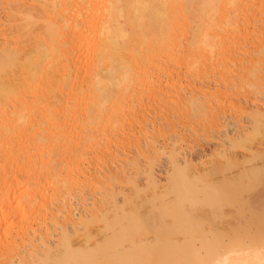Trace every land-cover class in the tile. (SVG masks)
Listing matches in <instances>:
<instances>
[{"label": "bare ground", "instance_id": "bare-ground-1", "mask_svg": "<svg viewBox=\"0 0 264 264\" xmlns=\"http://www.w3.org/2000/svg\"><path fill=\"white\" fill-rule=\"evenodd\" d=\"M182 1L183 0H0V7L2 8V11H4L5 13V19L4 20L0 19V35H1L0 37L2 40L0 44V138H2L1 135L6 130H7L6 133L9 131L8 133L12 132V134L15 135L14 133L17 132L18 127H23V128L27 127V149H26L27 199L25 201L24 206L20 204V206L18 207L19 204L16 205V208L18 207L16 210L18 211H16L17 213L15 212L17 215L16 216L17 218L15 219L10 220L11 218L10 215L13 214L12 213L13 208L11 210V207H9V205L11 204V201L13 199V195H12L13 192L12 189H14L13 186L15 185L18 186V182L16 183L17 179L16 180L14 179L13 184L11 183L12 185L10 186L7 185L6 182L0 181L1 182L0 201L1 204L3 203L2 204L3 207H0V264H261V262L264 261V240H260L258 238L260 237L259 235H262L261 229L264 228V218H263L264 211H260V210H264L263 203H260L261 201H264V199H262L263 197L258 196L259 198L256 200L255 204H252V206L251 204L249 205L251 206L248 207L250 208V215H251L249 220L244 219L245 218L244 216L242 217L239 216L243 220L237 222L238 220L235 221L234 219L233 223L228 224L226 219V223L229 226L228 230H227L228 226L227 227L225 226L226 224L222 226V224H224L225 222L224 223L222 222V224H220L221 227L217 225V227H220V229L218 230H222L221 228L226 227L225 233L227 234L225 236V234H223L224 232L221 231L224 237L220 234L221 236L220 235L219 236L222 237L221 241L219 242L220 239L219 238L218 242L215 240L216 243L215 244L213 243V245H210V243L212 244L210 240H205L203 242V245L204 244L205 245L202 248L203 245L201 243L202 245L201 249L203 252H204L203 249L207 248V250H205L206 252L204 254L202 253L203 254L202 255L199 251L201 249L197 247L198 249L196 250H198V252H196L195 250L196 246H194V249H192L191 247L193 246L192 243H191L192 245L189 242L188 243L186 242L187 244L181 243V241H179V238L177 239L173 235V233L174 234L179 233L178 235H176L177 237H179L180 233L181 235L184 234V239L185 236H187V238L193 237L191 236L192 233L190 232L191 229L193 232L194 228L190 226L191 225L190 223H186V220L188 219L189 222L191 221L189 215L192 214L190 208L192 209L193 207L191 206L187 207V205L189 204L188 202H190L191 205L192 203L195 204L198 199L196 197H192L193 196L192 191H189L187 189L188 187L184 188V190L181 187L180 188L182 189L181 192H184V194L186 193L185 196L182 195L181 200L184 203L185 201L186 202L188 201L187 205L185 204L186 205L185 207L189 208L190 214L187 213L189 215L184 216L185 214L183 213H185V211L183 212V210H181L182 211L181 213L179 209H176L175 214H173V212H170V214L174 215L175 218L172 215L166 214L167 216H171L172 219L173 218L175 219V222L172 225L175 227L172 226L168 227L167 220H164L165 222L167 221L166 222L167 224L163 223V221L156 222L155 220L156 217L155 218L152 217L151 219L150 216L147 221V219L145 218L149 215L145 216V218L143 217L146 220V221L144 220L145 221L144 222L142 221L143 213L141 212V217L139 216L140 214L138 215L139 208H137V206L132 205L133 207L130 208L131 210L130 209L126 210L124 205H119L120 203L119 201L121 198L120 196V198L117 199L119 195H122L123 197L121 199L122 200L121 203L124 201L123 203L125 204L126 202L129 201L128 199L131 195H128L130 194V192L127 195L126 192L123 193L124 189H121L123 191H120L118 187L121 188L122 185L118 186V184L121 183L120 177H122L123 174L125 175L126 178L130 177L129 178L130 180H132L131 178L132 173H134V175L136 176L145 175L147 179L146 180L147 182H145L146 186L149 184L147 188L148 189L149 187L152 188L153 193L155 194L157 192L156 190L158 188L157 186H159L157 185V183L159 182L156 181L157 179L156 176L158 175L156 174L157 168L155 169L153 164L152 165L150 164L153 159L148 160L149 158H145V155H147L148 153L145 154L144 151H142L143 149L140 147L141 152L144 153V158L146 159V161L148 160L150 162L149 163L147 161L149 163L148 165H146L147 167L144 166V164H142L143 162L141 163L139 160L137 161V159H135L136 161L134 160L135 162H132L130 164L129 162L132 159L128 158L130 160L128 163L132 165L130 171L128 170L129 167H127L128 169L125 168L126 165L121 166V168L124 167L121 170L120 167L119 169L115 168L117 171L116 170L113 171L114 167L112 168L109 167L112 170L110 169L108 170L107 168L108 160L110 161V159H112L113 161H115V158H117L116 160L117 162L116 161L115 162L118 163L119 161L118 158L120 156L121 157L123 156L120 153V156L118 157L117 152L116 155L115 152L112 154L111 151L114 150V148H112L111 150L112 147L111 145L112 142H115L118 139L122 140L119 138L120 136H122L123 139H125L123 135L124 134L123 128L125 127L124 123H126L127 121H125L123 117H125L124 115L128 114L125 113L128 110H129L128 112H130V115L132 116L133 114L131 113L135 112V110L137 109V106L135 105V101H133L135 99L134 97L136 95L138 96L143 95L145 91H150L151 94L152 90L154 91V89L156 90L157 87L159 88V86L162 84L161 82L159 83V81L162 80L161 78L163 76L158 79L159 77L158 73L160 72V74L163 75L167 71L166 68L163 69L162 67V70H165V72L163 71L164 73L162 74V71H160L161 68L157 67L160 69V70L158 69L159 70L158 73L156 72V74L158 75L157 77L155 72L152 73V70H149L147 67L149 66L150 68H152L154 64H156L157 66L160 65L161 67L160 63L162 62V60L163 61L165 60L164 62L169 63L170 61L176 60V58L179 59L178 57L180 54L185 55L184 53H187V52L180 53L182 51L180 50V48H177L175 44L174 46H176L177 48L176 51L180 50L179 54L176 52L175 54H178V56L176 55L177 57L174 60L173 59L170 61L168 60L175 57V55L172 56V53L175 52V50L174 52H172V48L173 49L175 48L172 45L173 43L172 37L175 34H173L172 36L174 30L173 32L171 31L172 29L177 28L179 25L178 22L176 23V25L178 24L177 26L175 25V22L173 25L172 22L173 19L170 18V15L175 9H177V7L179 8L183 5ZM206 3L207 2H205L204 5H207ZM173 6H176V8L174 9ZM177 10L179 11V9ZM177 10H175L174 12L177 13ZM0 13H2L3 15V12ZM179 13L180 12H178V14L176 15L174 14L175 15L174 17L173 15L171 17L177 18V15L180 14L181 16L183 15V13L180 14ZM179 29L181 30V27ZM263 33H261L263 35L262 40H264ZM202 38H204V35L200 34L199 31L194 41V45L197 48V50L196 49L194 50L193 48L194 52L198 51L201 53L202 51L203 53L204 49L206 52L207 51L206 49L208 48L210 49L212 48V50L213 47L217 48V46H213L214 44L210 43L209 41L207 44L204 43L203 46H199L198 43L202 41ZM176 43L178 44L179 42L177 41ZM263 44L261 45L264 48ZM261 45L259 44V47ZM191 46L193 47V44ZM189 49L191 48L189 47ZM198 52L196 53L198 54ZM84 55L86 57H83ZM81 57H83V59H81ZM85 58H86V62L84 63ZM187 58H192V56L190 57V55H188ZM187 58L184 57V60H186ZM261 59H263V57ZM259 61L260 59H258V63ZM262 61L264 62V59ZM255 66L256 64H254V67ZM145 68H147L148 71ZM149 71H151L152 74L151 73L148 74ZM168 73L166 72L167 75ZM152 76L157 77L156 78L157 80H155L156 83H153ZM134 82L135 83L137 82V84H139V88L138 86L137 88L132 87L137 85L134 84ZM129 84L131 85L128 86ZM128 87L129 89L131 87L133 88L130 89L129 94L126 93L129 92V90L126 91ZM168 87L170 86L164 88L168 90L169 89ZM171 88L173 89V87ZM159 90L158 93L161 92V90L160 91ZM167 90L165 92H169V90L168 91ZM173 91L171 90V92ZM171 92L169 93L171 94ZM169 93H167V95ZM126 94L127 96H125ZM195 95L196 94H194V96ZM142 97L145 98L147 96L145 97L142 96ZM176 97L175 99H177ZM195 97L194 99H196ZM160 98L161 99H158V101L162 100L163 105L165 102V105L167 106L168 104L166 103L168 99L167 101H165L166 99L163 96H161V94H160ZM163 98L165 100H163ZM130 99L132 100L134 105L133 103L131 104ZM190 99H191L190 101H193L192 98ZM137 100L136 102L138 103ZM140 100H142V98ZM162 101H160L161 104ZM195 101L196 100H194L193 102ZM141 102L139 101V104ZM155 102L156 101L154 100V103ZM196 103L199 104L200 102L196 101ZM196 103L194 104L197 105ZM139 104H137L138 107ZM161 104H157V105L155 104L156 106H158L156 107V109L159 108V105ZM194 104L192 103L190 105L192 109H193L192 105ZM202 104L201 107L199 105L198 107H200L202 111H204L202 106L205 103L203 105ZM166 106L165 108L166 109L168 108L167 110H169V107ZM188 106L189 104L185 105L184 107H188ZM145 107L143 108L142 111H144V109L146 111L147 107L146 108ZM151 107L152 106H150V110L148 111H151L153 109V107L152 108ZM178 107L180 106L178 105ZM165 108H162V110L163 109L166 110ZM192 109L191 111L194 112V110ZM195 109L201 111V109L197 108V106H195ZM62 111L64 112V114H61ZM217 112H219V110ZM136 114L138 115V113ZM219 115L220 114H218L217 116L215 114L213 115L209 114L210 118L208 119L209 121L211 119L213 123L215 122V124H218L217 120H219V117L222 115V113L220 116ZM138 116L136 117L133 116L134 118L132 117V120L134 121V124L136 123L139 126L141 124V126L139 127V129L141 128V130L139 131L140 132L144 131L145 133L144 127H146L145 126L146 124L142 126L143 125L142 122L144 121L141 122V119L140 120L137 119ZM172 120L173 119H171V121ZM129 122L127 123L129 124ZM130 125H131L130 127L133 126L131 123ZM229 125L231 126V124ZM229 125L228 127H226V130L224 131L225 136H228V138L230 136H235L233 131L234 128H232L235 126L229 127ZM13 129L15 130V132L13 131ZM128 133L130 132H127L126 135H130ZM237 133L236 136L238 135ZM16 135L14 137H16ZM135 136L136 137H134L132 134L131 140L134 139L136 140L137 143L140 141L139 140L140 137H137V135ZM143 137H146V135L143 134ZM17 139L21 140V137ZM152 139L153 142L156 140L155 138ZM4 140L6 139L4 138ZM134 140L132 142L135 143ZM122 143L123 142L120 143V146L118 148H121V146L123 145ZM117 144L118 143H116V145ZM116 145L113 144V146ZM131 145L135 146L134 144ZM131 145H129V147ZM152 145L154 146L155 144L153 143ZM152 145L151 148L155 152L157 146L155 145L153 148ZM163 145L165 144L163 143ZM138 146H141L140 142ZM126 147L128 146H125V149ZM161 147L159 148V151H161L160 150ZM122 149L123 151L125 150L124 147ZM224 151L219 152L218 155L219 160L222 159L224 162L223 165L226 164V166H228L230 163L229 159L232 158H229L230 156L228 155V153ZM168 152H169L168 153L169 155H167L168 156L167 158H169L168 161L171 164V166L174 167L173 169L172 167L170 169L172 170L182 169L181 171H183L184 167L182 168L181 166L183 163L181 164L180 162L179 159L180 156L176 155L177 152H174V150ZM137 153L140 152L137 151ZM127 154L125 152V155ZM148 155L150 156V154ZM123 157L125 160L126 159L125 156ZM137 158L139 157L137 156ZM187 160L188 159L186 158V162H184L183 164L185 166V169L188 168L186 167L188 163ZM221 162L219 161L217 162V164L219 165V163ZM85 164H87L88 166ZM91 164L97 171L95 172L92 171L93 173L90 172L91 170H89L88 167ZM124 164L122 163L121 165ZM234 164L236 163L234 162ZM103 165L106 166V169L108 170L107 173H109V175L111 176H109L105 172L106 170L99 171V169H101ZM118 166L120 165H117L115 167ZM191 167H193V165ZM251 168H253L252 165ZM102 169H105V167ZM230 169L233 168L229 167V170ZM252 170L254 171L256 169L254 168ZM101 172L104 174V175L102 174L103 177L108 175L107 176L108 179H106L105 181H103L102 179V183L100 181L101 178L98 177L97 175L98 173L100 175ZM128 172L130 173L131 176L128 174ZM159 172L160 170L158 169V173ZM80 173L83 175V177L85 176L84 178L86 180L89 178L88 180L92 181L93 178L94 180L95 178L97 179V177L99 178V182L101 184L99 186L96 185V188L101 189L100 190L101 193L99 192L101 194L100 195L101 198L99 199L100 196L99 197L97 196L98 200L100 201L93 200L94 206L92 207L90 206L91 208L85 206L86 207L85 214L79 217H75L73 204L71 203V199H72L71 193L80 190L77 189L78 188L77 185H79L80 183L79 182L80 181L79 176L81 175ZM215 173L217 172H214L213 174ZM167 175L169 174L167 173ZM126 178L125 181H127ZM94 180L92 182H94ZM185 180H188V178L187 179L185 178ZM227 181L229 182V179H227ZM134 182L136 181L134 180ZM115 183H117L116 185L118 186L117 188L115 186ZM216 184L218 183L216 182ZM132 186H134L133 190L135 195L143 190V187H141L139 183H134ZM182 186L185 187V185ZM205 188L207 189V187ZM212 191L214 194L215 188H213ZM174 192L175 191L171 193ZM177 192L180 191L178 190ZM204 192L205 191H203V193ZM190 193L192 194V196ZM144 194L146 193L144 192ZM167 194L169 193L167 192ZM159 195L157 194L158 197ZM205 195H206L205 199L208 198L207 197L208 195L207 194ZM214 195L216 198V194ZM148 196H150V194ZM176 196H178L177 193ZM144 198L146 199V197ZM213 198L214 197H211L210 201L213 200ZM83 200L85 199H82V201ZM152 200H154V198ZM202 200H204V198ZM130 201L132 203L135 200L132 201L130 199ZM203 202L205 203V201ZM181 203L180 205H178L179 207L177 206V204L179 203H177L175 205V208L176 207L181 208L182 207L181 205H184V203L183 204ZM207 203L208 206L209 204L211 205V202L208 201ZM160 204L161 203H159V206ZM200 204H202V201L200 202ZM200 204L199 206L198 204H196V206L200 207L201 206ZM213 204H215V202H213ZM202 205L205 206V204ZM215 205H211V206L215 207ZM150 209L151 212L153 213L152 207ZM167 209L168 211H170L169 208ZM1 211H4V213H2ZM259 211L262 212L261 214H263V216L259 215L260 214ZM165 212L166 211H164V214ZM1 213L2 215H6V216L8 214L7 217L10 218L1 216ZM167 216H165V218ZM187 216L189 217L186 219L185 217ZM182 217L185 218V222ZM224 217L225 216H223V218ZM230 217L233 218L232 215ZM162 218H164V215ZM220 218H222V216ZM225 218H227V216ZM173 221L174 220H172V222ZM223 221H225V219ZM231 221L228 220V222ZM97 222H102V223L99 225L98 228L97 227L95 228V224ZM203 222L206 223V221ZM234 226L235 228H233ZM195 227L197 228V226ZM224 229L225 228H223V230ZM210 232H212L211 229ZM216 232L217 231H215V233ZM218 233H220V231ZM189 235L190 237H188ZM202 238L204 239L205 237L202 236ZM208 241L210 243L206 244L205 242ZM188 244L191 245L190 246L191 248L189 247Z\"/></svg>", "mask_w": 264, "mask_h": 264}, {"label": "rangeland", "instance_id": "rangeland-1", "mask_svg": "<svg viewBox=\"0 0 264 264\" xmlns=\"http://www.w3.org/2000/svg\"><path fill=\"white\" fill-rule=\"evenodd\" d=\"M182 2H183V5H182L183 7L182 6L179 8L177 7V9H179V11H178L177 9H175L176 6H173L174 9L177 10V13H175L174 12L175 10H174L172 12V14L170 15V18H172L174 20L173 21L171 19L173 22V25H174V22H175V25L177 22L179 25L181 24L180 26L177 24L178 25L177 28H174L172 26L174 28L171 31V32H173V30H174V33H172V36H173V34H175L172 37L173 38L172 45L174 46L176 44L177 48H180V50L182 51L180 53L187 52V53H184L185 55L180 54L181 56H184L185 58H187L188 55H190V57L192 56V58H187L186 60H184V57H181L179 55V57H178L179 59H177L176 57L178 56L180 50L178 49L179 51H176L177 48H176V46H174L176 49L172 48V52H174V50H175V52L172 53V56L175 55V57L168 59V60L170 61V60H172V59L174 60L176 58V60L178 61V60H181L183 58L182 59L183 61L181 60L183 63L181 61L177 62L176 60L170 61L169 63L168 62L166 63V62H164L165 60L164 61L162 60V62H164V63H162V62L160 63L161 67H160L159 63H158L159 66L154 64L153 67L151 66L152 68H150L149 66L147 67L149 70H152V73L155 72V74H156V72L158 73V71L160 70L159 68H161L160 71H162V74H163L165 72V70H162V67H163V69L166 68V70H167L166 72L167 73L169 72V73L167 75L165 72V74L161 75L159 72L158 73L159 77L156 74L158 79L163 76L161 78L162 80L160 79L161 81L158 80L159 83L160 82L162 83L161 84L162 87L159 84L160 85L159 88L157 87L156 90L155 89H154V91L152 90L151 94L153 96L150 94V91H145L144 94L141 93L143 95H141V96L136 95L137 97L136 96L134 97L135 99L133 101H135V105L137 106V109L135 110V112L138 113L139 116L135 112L131 113V114H133L131 116L130 112H128L129 110L128 111L126 110L127 112H125V113H128V114L124 115L126 118L123 117V119H125V121H127V122H129V121L130 122H129V124L127 122L124 123L125 127L123 126L125 128V129L123 128V132H124L123 135H124L125 139H123V137L120 136L119 138L122 140H119V139L117 141L114 140L118 144L116 145L115 142H112V145H111L112 146L111 150H112V148H114V150L111 151L112 154L115 152V155H116V152H117L118 157H119L120 153H121L123 156H125L126 159L124 160V157L122 156L123 157V159H122V157L120 156L121 160L119 157L118 163H116L117 158H115L116 162L113 161L112 159H110L111 162L108 160L107 168L109 170L110 168L114 167L113 171H115L116 169H119V167L121 170L122 168H124V167L121 168V166L126 165L125 168L128 169L127 167H129L128 170L130 171L132 168L131 167L132 165H130V164L132 162H135L136 161L135 159H137V161L139 160L141 163L143 162L142 164H144V166H146L150 163L148 160L153 159L150 164L151 165L153 164L155 169L157 168L156 174L159 175V176L158 175L156 176V178L158 179V180L156 179V181L159 182V183H157V185H159V186H157L158 188L156 189L157 190L156 193L158 195L160 194L162 197L160 195L158 197L156 193L154 194L152 188H150V187H149V189L147 188L149 186V184L146 186L145 182H147L146 181L147 179H146L145 175L136 176V175H134V173H132L131 174L132 176H131L130 173L128 172V174L132 178V180H130L129 179L130 177L126 178L125 175L123 173H121V174H123L122 175L123 178L120 177L121 183H119L120 185L118 184V186L122 185V187L120 188V187L116 186L117 183H115V186H116V188L118 187L120 191H123L121 189H124L123 193L126 192V195L130 192V194H128V195H131V196L128 199L129 200L128 202H130V203L126 202L127 205L125 203H123L124 201L121 203V201H122L121 199L123 198L122 195H119V197L117 196L118 197L117 199H119L121 196L120 201H119L120 202L119 205H124L126 210L132 208L133 206H137V208H139L138 209V215L140 214L139 216L141 217V212L143 213L142 214V221H144L145 219H147V221H148L150 216H151L150 217L151 219H152V217H154V218L156 217L155 218L156 222L157 221L158 222L163 221V223H166L168 221L167 222L168 224L166 223L168 225V227L172 226L175 222V219H174L175 216L170 214V212H173V214H175L176 209H179L180 211L181 210H183V212L185 211V213H183V214H185L184 216H186V215L190 214V210H191L192 214L189 215L191 218V221L189 222V219H188V220H186V223H190L191 225L190 224L189 225L194 228L193 232H192V229H191V232L189 231L190 233H192V235L191 234L190 235L193 236L194 238L190 237V235L188 237H190L191 239L187 238V236H185V239L186 238L188 239V240L186 239V241H185L184 234L181 235V233H180L179 237L176 236L179 233H177V234L173 233V235L175 238H177V239L179 238V241H181V243H184V244H187L188 242L190 244L192 243L193 246H191L192 244L191 245L188 244L189 247L191 246L192 249H194V246H196V248H195V250H196L198 248L201 249V246L203 245V242L205 240H210L212 242V244L209 241L205 242L206 244L210 243V245H213V243L215 244L216 241L218 242L219 238H220L219 239V242H220L222 239V237H220L222 235L221 231L224 232L223 234H225V236L227 234V233H225L226 227L228 226L227 223L228 224L233 223L234 219H235V221L238 220L237 222H239L240 220H243L241 218L242 216L245 217L244 219L249 220L251 215H250V208H248V207H251L252 204H255L256 200L259 198L258 196H261V197H263L262 199H264V62L262 61L264 59V48L261 45L264 43V42H262L264 40H262L263 35L261 34L264 32V0H233V1L232 0H183ZM205 2H207L206 4L208 6L204 5ZM173 7H172V9H173ZM248 8H250V9H248ZM262 10H263V12H262ZM0 12H3V15H2V13H0V19L4 20L5 19V13H4V11H2V8H1ZM178 12L183 13V15L181 16V14L179 13L180 15H177L178 19L176 17L173 18L176 14H178ZM172 15H173V17H171ZM182 23H184V24H182ZM180 27H181V30L179 29ZM176 29H179V30H176ZM199 31H200V34L204 35V38H202V41H200L198 43L199 46H203L204 43L207 44L209 41L210 43L214 44L213 46H217V48L213 47V50H212V48L211 49L208 48V49H206L207 50L206 52L204 49L203 53H202V51H201V53L198 51L194 52L193 48H194V50L195 49L197 50V48L194 45V41H195V37L198 35ZM174 40H175V42H174ZM176 40L179 42L178 44L176 43L177 42ZM259 41H260V43H259ZM1 42H2V40L0 37V44H1ZM189 44H190V46H189ZM192 44H193V47L191 46ZM215 44H217V45H215ZM259 44L261 45L260 47H259ZM189 47L191 49H189ZM214 49H215V51H214ZM208 50H209V52H208ZM210 50H211V52H210ZM260 51H262V52H260ZM176 52L178 54H175ZM196 52H198V54ZM253 54H255V55H253ZM83 57H86V56L84 55ZM83 57H81V59H83ZM262 57H263V59H261ZM258 59H260L259 63H258ZM251 60H252V62H251ZM186 61H188V62H186ZM85 62H86V58H85L84 63ZM165 63H166L167 67L165 66ZM254 64H256L257 67L256 66L254 67ZM157 67H159V68H157ZM147 68H145V69L148 71ZM150 73H151V71L148 72V74H150ZM169 74H171V75H169ZM157 77L152 76L153 83H156L155 80H157L156 79ZM131 84H132V82H131ZM131 84H129L128 86H130ZM134 84H137V82L136 83L134 82ZM137 86L139 88V84H137L136 86H132V87L137 88ZM163 86L165 88H167V86H170V87H168L169 92H171V90L172 91L174 90L173 92H171L172 95L169 92H165L167 89H165ZM171 87H173V89ZM130 89L128 87V89L126 90V91L129 90V92H126L127 94L130 93ZM159 89L160 90L162 89L161 90L162 93L161 92H159V93L161 94V96H163L166 99L165 100L163 98V100L167 101V99H168V101L166 103L168 105L166 106L165 102H164V105L166 107H169L170 111L167 110L168 108L167 109L165 108L162 100H160V101H162V104L160 101H158V99L162 98V97L160 98V94L158 93ZM146 90H148V89H146ZM200 90H201V93H200ZM216 90H217V92H216ZM155 93H157V94H155ZM164 93H166V94H164ZM167 93H169L170 95L169 94L167 95ZM127 94L125 96H127ZM148 94H150L151 96ZM194 94H196L195 95L196 97L194 96ZM189 95H191V96L193 95V96L191 97ZM204 95L206 98L204 97ZM142 96H144V97L147 96V97H145L146 98L145 99ZM158 96H159V98H158ZM165 96H167V97H165ZM176 96H178V97H176ZM138 97H141L142 100H140L141 98H138ZM175 97L177 99H175ZM183 97H184L186 102L184 101ZM194 97L196 99H194ZM197 97H198V99L202 98L201 100H203V101H201L200 99L198 100ZM137 98H138V100H137ZM179 98H181V99H179ZM190 98H192L193 101L196 100L197 102H200V103L198 104V103H196V101L195 102L190 101L191 100ZM169 99H170V101H169ZM136 100L138 101V103L136 102ZM154 100L156 101L155 103H154ZM187 100H188V103H187ZM130 101L132 104L133 102L131 99H130ZM139 101L140 102L142 101L141 102L142 104L141 103L139 104ZM189 102H191V103H189ZM192 103L193 104L196 103L197 105H195V104L194 105L197 106V108H199V109H201L200 108L201 104L205 103L204 105L202 104L203 105L202 108L205 112L202 111V109H201L202 112L200 110L198 111L197 109H195L194 105H192L193 106V109H192V107L190 106ZM137 104H139V107ZM155 104L156 105L161 104V105H159V108L156 109V107H158V106H156ZM187 104H189V106L184 107ZM133 105H134V103H133ZM178 105L180 107H178ZM198 105L200 107H198ZM145 106L147 107V109H146L147 112L145 111V109H144V111H142ZM150 106H152L153 109L155 108L154 109L155 111L153 109L151 111H148V110H150ZM160 106L162 108H165L166 110H164V109L162 110V108ZM182 107H184V108H182ZM186 108L188 109V111ZM191 109L194 110V112L191 111ZM216 110L217 111L219 110V112H217ZM63 111H65V110H63ZM63 111L61 112V114H64ZM211 113L215 114L216 116L218 114L221 115V113H222L221 116L219 115L220 117L218 116L219 117V120H217L218 124H215V122L213 123L211 119L209 121V119H208V118H210L209 114L213 115ZM142 114H143V116H142ZM133 116H135V117L138 116L137 119H139V120L141 119V122L144 121V122H142V124H143L142 126H144V124H146L145 125L146 127H144L145 133H144V131L143 132L141 131L143 134L146 135V137H143V134L139 131V130H141V128L139 129L141 124H140V126L136 123L134 124V121L132 120ZM206 116H208V117H206ZM143 118H145V119H143ZM162 119H163V121H162ZM171 119H173V120L171 121ZM130 123L133 125L132 126L133 128L130 127L131 126ZM153 124H154V126H153ZM211 124L213 127L211 126ZM229 124H231V126ZM225 125H227V126H225ZM228 125H229V127L235 126V127H232V128H234L233 131H234L235 136H230L234 139H232L230 137H229L230 138L229 139L228 136H225L224 131L226 130V127H228ZM223 126H225V127H223ZM18 128H19V130H18ZM18 128H17L16 133H14L15 130L13 129V131H14L13 133L15 135L18 133L21 137V140L17 139V138H20L18 134H17L18 136L16 135L17 138L14 137L15 135H13L12 132L8 133L9 132L8 131L7 132L8 134H7L6 133L7 130L4 132L7 136L4 133L1 135L2 138L5 136L4 138L6 140H4V138L3 139L0 138L1 139L0 151L2 152V153L0 152V181L6 182V184L9 186L13 184L14 179L15 180L17 179L16 183L18 182V186L15 185V186H13L14 189H12L13 199L11 201V204L9 205V207H11V210L13 208V210H12L13 214L10 215L11 218L7 217L8 214H7V216L2 215V213H4V211H1L2 212L1 216H5L7 218H10V220L17 218L16 217L17 216L16 211H18V210H16V209L20 206V204L22 206H24L25 201L27 199V194H26V191H27V152H26V149H27V127H25V128L18 127ZM238 128H239V130H238ZM142 129H143V127H142ZM237 131H238V133H237ZM127 132H130V133H128L130 135H126ZM131 133L133 134L134 137H136L135 135H137V137H140L139 142L141 143V146H138L139 142L136 143V140H134V139L133 140L135 141L136 144L134 142H132L133 140H131L132 139ZM139 133H141V134H139ZM161 133H162V135H161ZM236 133L238 134L237 136H236ZM125 135H126V137H125ZM141 135L143 138L141 137ZM243 135H246V136H243ZM8 137H9V139H8ZM222 137H225V138H222ZM152 138H155L156 140L155 139L154 140L157 141L159 144L155 141L153 142ZM15 140H17V141H15ZM119 141L123 142L122 143L123 145L121 146V148H118L120 146V143H121ZM167 142H169V143H167ZM151 143L152 144L154 143L157 146V149H155V152L151 148V145H152ZM163 143L165 145H163ZM113 144L116 146H113ZM125 144H128V145H125ZM131 144H134L135 146H133ZM129 145H131L130 146L131 148L129 147ZM158 145H159V147H158ZM161 145L163 148L161 147ZM125 146H128L129 148L126 147V149H127L126 150ZM136 146H138V147H136ZM154 146L152 145L153 148H154ZM230 146H232V147H230ZM115 147H117L118 149ZM123 147L126 151L125 150L123 151V149H122ZM140 147L143 149L142 151H144L145 154H147V153L150 154L151 157L148 154L145 155V158H149L147 160L149 163L144 158V153L141 152ZM145 147L147 150L145 149ZM160 147H161V149H160L161 151H159ZM137 149H139L140 151ZM162 149L164 151L166 149L165 153ZM170 149L172 151L174 150V152L178 153V154L176 153V155L180 156V158L179 157L178 158L180 159L181 164L182 163L184 164V162H186V158L188 159L187 160L188 163L186 165V167H188L187 169H185V166L183 164L181 165L182 168L184 167V169H183L184 172L181 171L182 169L172 170L174 167L171 166V164L168 161L169 158H167L168 157L167 155H169L168 151H171ZM119 150L123 151V152H120ZM224 150H226V151H224ZM137 151L140 153H137ZM223 151L228 153V155L230 156V157L228 156L229 158H232V159H229L230 160V163H229L230 166L228 164H227L228 166H226V164L223 165V163H224L223 160L222 159L219 160V156H218L219 152H223ZM125 152H126V154L127 153L128 154L125 155ZM212 152H213V154H212ZM215 154H216V156H215ZM185 155H186V157H185ZM137 156L139 158H137ZM146 156H148V157H146ZM155 156H156V158H155ZM133 157H135V158H133ZM128 158L132 159L133 161L132 160L130 161ZM216 161L217 162L222 161V162L219 163V165H218ZM126 162L127 163L129 162L130 164L129 163L127 164ZM213 162L214 163L216 162V163L214 164ZM234 162L236 164H234ZM253 162H255V163H253ZM120 163L121 164L125 163V164L121 165ZM189 163H190V165L192 164L193 167H191L192 165L190 166ZM169 164H170V166H169ZM216 164H217V166H216ZM220 164H221V166H220ZM85 165H87V164H85ZM91 165H89V167H88L89 170H91L90 172L93 173L92 171H94V172L97 171L93 167V165L92 166ZM104 165L101 167V169H99V171L106 170L105 172L107 173L108 170L106 169V166H104ZM117 165H120V166L115 167ZM251 165L253 168H251ZM87 166H85V167H87ZM104 167H105V169H102ZM171 167H172V169H170ZM229 167L230 168L232 167L233 169L229 170ZM258 167L259 168L261 167L262 169L261 168L259 169ZM254 168L256 170L253 171L252 169H254ZM257 168H258V170H257ZM158 169L160 170L159 173H158ZM167 169L169 172L167 171ZM217 169H218V171H217ZM110 170H112V169H110ZM204 170L207 172H205ZM259 170H261V171H259ZM180 171H181V173H180ZM210 171L211 172L214 171L217 173L213 174L214 172L211 173ZM246 171H248V172H246ZM250 171H251V173H250ZM167 173L169 175H167ZM102 174H103L102 172L100 175H99V173L97 174L98 177L101 178L100 179L101 183H102V179H103V181L108 179L107 176L109 175V173H107L108 175L105 176L106 178L103 177ZM121 174H120V176H121ZM97 175H95V176H97ZM109 176H111V175H109ZM126 176H128V175H126ZM84 177L82 174L79 176V180H80L79 182L80 183H79V185H77L78 186L77 189H80V190L76 191L77 193L76 192L71 193V195H72L71 196L72 197L71 203L73 204L75 217H79V216H82L83 214H85V212H86L85 206H88L89 208H91L92 206H94V201H100V200H98V197L101 195L100 194L101 189L96 188V185L99 186L101 184L99 182V178L97 177L98 180L96 178L94 180V178H93L94 182H92L93 180L90 181V180H88L89 179L88 178L87 179L88 181H87ZM125 178L127 181H125ZM185 178L186 179L188 178V180H185ZM224 179H225V181H224ZM227 179H229V182L227 181ZM4 180H6V181H4ZM82 180L83 181L86 180V181H84V183H83ZM96 180H97V182H96ZM134 180L136 182H134ZM211 180H212V182H211ZM220 181H222L223 183ZM205 182H206V184H205ZM216 182L218 184H216ZM134 183H139L140 186L143 187L144 191L142 190L140 193L135 195L134 190H133L134 186H132ZM84 184H86V185H84ZM88 184H89V186H88ZM123 185H126V186H123ZM143 185H145V186H143ZM182 185H185V187ZM94 186H95V188H94ZM161 186H163V187H161ZM194 186H196V187H194ZM144 187L147 189H145ZM180 187L183 190H184V188L188 187L187 189L189 191H192L193 196L190 193L191 196L196 197L198 199L197 202L195 204L192 203V205L188 201H187L189 203L188 205H187L186 201H185V203L182 202V200H181L182 195L185 196L186 193L184 194V192H181L182 189ZM205 187H207L208 190ZM211 187L215 188L214 194H216V198H215V195L213 194V191H212L213 188H211ZM220 187L222 190L220 189ZM227 187H229V188H227ZM162 188H163V190H162ZM198 188H200V189H198ZM125 189H127V190H125ZM150 189H151V191H150ZM166 190H169V191H166ZM178 190L181 192V194H180V192H177ZM131 191H132V193H131ZM173 191H175V192L171 193ZM203 191H205V192L209 191V192L203 193ZM144 192L146 194H144ZM151 192H152V194H151ZM154 192H155V190H154ZM159 192H161V193H159ZM167 192L169 194H167ZM194 192H195V195H194ZM176 193L178 196H176ZM196 193H197V195H196ZM202 193L204 195L207 194L208 198L205 199L206 195L204 196ZM149 194H150V196H148ZM209 194L212 196H210ZM154 195H155V197L156 196L157 197L155 198ZM135 197H138V198H135ZM144 197H146L147 200ZM211 197H214V198H213V200L210 201ZM261 197H260V199H261ZM100 198H101V196L99 197V199ZM153 198H154V200H152ZM176 198H179V199H176ZM203 198H204V200H202ZM82 199H85V200L82 201ZM130 199L132 201L133 200H135V201H133L131 203ZM173 199H176V200H173ZM214 199L215 200L217 199L216 200L217 202ZM179 200H180V202H179ZM145 201H146V204H145ZM183 201H184V199H183ZM198 201H200V202L202 201V204H205V206L200 204V202H198ZM203 201H205V203ZM208 201L211 202V205H215V204H217V205H215V207H214V206H211L209 204V206H210L209 207L208 203H207ZM213 202H215V204H213ZM83 203H85V204H83ZM148 203H151V204H148ZM159 203H161L162 205L160 204V206H159ZM177 203H179V204H177ZM180 203L181 204L184 203V205H181L182 207L178 208L179 207L178 205H180ZM260 203H263V209H264V201H261ZM2 204L0 201V207H3ZM17 204H19V205L16 208ZM137 204H140V205H137ZM152 204H154V205H152ZM176 204L178 207L175 208ZM185 204L187 205V207L191 206L194 209L192 208L193 209L192 210L190 208V210H189V208L185 207L186 206ZM196 204H198V206L200 204L201 206L198 207V206H196ZM250 204H251V206H249ZM233 206H235V207H233ZM151 207H152L153 213L151 212V209H150ZM156 207H157V209H156ZM162 207H165V208H162ZM242 207H244V208H242ZM261 207H262V205H261ZM167 208H169L170 211H168ZM207 208L208 209L210 208V209L208 210ZM211 208L212 209L214 208V209L212 210ZM246 209H247V211H246ZM163 210L166 211L165 214H164ZM209 211H212L213 213L214 212L215 213L213 214L212 212H209ZM219 211H220V213H219ZM231 211H232V213H231ZM238 211L240 212V214ZM260 211H264V210H260ZM14 213H15V216H14ZM181 213H182V211H181ZM187 213H189V214H187ZM261 213L262 212H260V214L259 213L258 214L263 216L264 213L263 214H261ZM166 214L172 215L174 218L172 219L171 216H167ZM228 214L230 216L232 215L233 218L230 217ZM147 215H149V216H147ZM158 215H160V216H158ZM163 215H164V218H162ZM218 215L220 217L222 216V218H220ZM145 216H147L148 218L147 217L145 218ZM165 216H167V217L165 218ZM180 216H183V215H180ZM189 216H187L185 218L187 219ZM223 216H225V217L227 216V218H225V217L223 218ZM239 216H241V217H239ZM158 217H160V218H158ZM216 217H218V218H216ZM185 218H183L184 222H185ZM228 218H230V219H228ZM263 218H261V219H263ZM161 219H163V220H161ZM192 219H194V220H192ZM224 219H225V221H223ZM226 219H227V223H226ZM164 220H167V221L165 222ZM172 220H174V221L172 222ZM228 220L229 221L232 220V221L228 222ZM203 221H206V223H204ZM222 222L223 223L225 222V223L222 224ZM101 223L102 222H97L95 224V228L96 227L98 228ZM196 223H197V225H196ZM220 224H222V226H224L226 224L225 225L226 227H223V228H225L224 230H223V228H221L222 230H218L221 227ZM217 225H219L220 227H217ZM195 226H197V228ZM208 226H210V227H208ZM172 227H175V226H172ZM209 228L211 229L212 232H210ZM228 228H229V226L227 227V230H228ZM233 228H235V226ZM194 230H196V231H194ZM215 231H217V232L215 233ZM219 231H220V233H218ZM263 232H264V228L261 229L262 235H264ZM201 234L203 237H205L204 239L202 238ZM173 235H172V237H173ZM262 235H259L260 237H258L260 240H262V237H261ZM222 236L224 237V235H222ZM194 239H196V240H194ZM128 242H130V241H128ZM128 242H127V244H128ZM193 242L194 243L196 242V243L194 244ZM201 243H202V245H201ZM204 245L202 246V248L204 247ZM203 250H204V252L202 251V249L199 250L201 254L202 253L204 254L206 252L205 250H207V248H205ZM196 252H198V250H196Z\"/></svg>", "mask_w": 264, "mask_h": 264}, {"label": "snow or ice", "instance_id": "snow-or-ice-1", "mask_svg": "<svg viewBox=\"0 0 264 264\" xmlns=\"http://www.w3.org/2000/svg\"><path fill=\"white\" fill-rule=\"evenodd\" d=\"M262 240H264V235H262ZM261 264H264V261H262Z\"/></svg>", "mask_w": 264, "mask_h": 264}]
</instances>
